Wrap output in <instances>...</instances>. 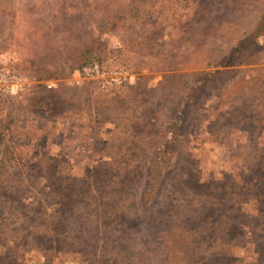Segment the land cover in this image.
Listing matches in <instances>:
<instances>
[{
  "label": "rangeland",
  "instance_id": "rangeland-1",
  "mask_svg": "<svg viewBox=\"0 0 264 264\" xmlns=\"http://www.w3.org/2000/svg\"><path fill=\"white\" fill-rule=\"evenodd\" d=\"M0 264H264V0H0Z\"/></svg>",
  "mask_w": 264,
  "mask_h": 264
},
{
  "label": "trees",
  "instance_id": "trees-1",
  "mask_svg": "<svg viewBox=\"0 0 264 264\" xmlns=\"http://www.w3.org/2000/svg\"><path fill=\"white\" fill-rule=\"evenodd\" d=\"M256 34V33H255ZM167 139V138H166ZM176 140L178 141V139H176L174 136L173 137H171V138H169V139H167V142L165 143V145H164V148L165 149H167L168 151H170V152H172L173 153V151H172V146H173V144H171V143H174V142H176ZM165 141V140H164ZM163 148V150H165ZM157 183H158V181L154 184V187H151L150 185H149V191L150 192H154V190L156 189V187H157ZM144 199H146L148 202L152 199L151 197H146V196H144Z\"/></svg>",
  "mask_w": 264,
  "mask_h": 264
}]
</instances>
